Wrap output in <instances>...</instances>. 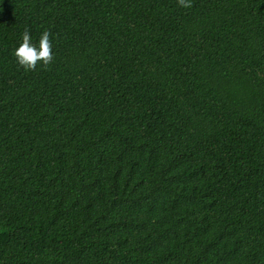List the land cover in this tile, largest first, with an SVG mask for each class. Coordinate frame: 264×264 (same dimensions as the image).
<instances>
[{"label":"trees","instance_id":"1","mask_svg":"<svg viewBox=\"0 0 264 264\" xmlns=\"http://www.w3.org/2000/svg\"><path fill=\"white\" fill-rule=\"evenodd\" d=\"M0 264H264V0H0Z\"/></svg>","mask_w":264,"mask_h":264},{"label":"clouds","instance_id":"2","mask_svg":"<svg viewBox=\"0 0 264 264\" xmlns=\"http://www.w3.org/2000/svg\"><path fill=\"white\" fill-rule=\"evenodd\" d=\"M178 4L184 8L192 7V0H178ZM51 33L48 30L43 31L38 44H33L28 29L22 34V43L14 49V55L17 62L26 71H35L38 64L47 67L53 63V43L50 39Z\"/></svg>","mask_w":264,"mask_h":264}]
</instances>
